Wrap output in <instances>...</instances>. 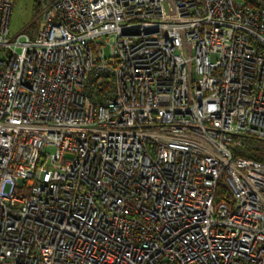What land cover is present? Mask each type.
Segmentation results:
<instances>
[{
	"label": "built area",
	"instance_id": "built-area-1",
	"mask_svg": "<svg viewBox=\"0 0 264 264\" xmlns=\"http://www.w3.org/2000/svg\"><path fill=\"white\" fill-rule=\"evenodd\" d=\"M43 5L0 0V264H264V0Z\"/></svg>",
	"mask_w": 264,
	"mask_h": 264
},
{
	"label": "rangeland",
	"instance_id": "rangeland-1",
	"mask_svg": "<svg viewBox=\"0 0 264 264\" xmlns=\"http://www.w3.org/2000/svg\"><path fill=\"white\" fill-rule=\"evenodd\" d=\"M44 0H13V13L9 36L15 38L20 33H28L30 36L38 27ZM52 152L53 148L48 149Z\"/></svg>",
	"mask_w": 264,
	"mask_h": 264
},
{
	"label": "trees",
	"instance_id": "trees-1",
	"mask_svg": "<svg viewBox=\"0 0 264 264\" xmlns=\"http://www.w3.org/2000/svg\"><path fill=\"white\" fill-rule=\"evenodd\" d=\"M237 155L264 162V140L254 136L247 137L245 146L237 150Z\"/></svg>",
	"mask_w": 264,
	"mask_h": 264
}]
</instances>
